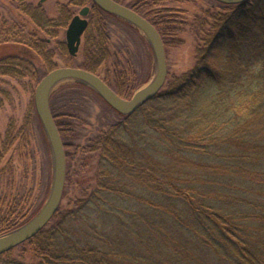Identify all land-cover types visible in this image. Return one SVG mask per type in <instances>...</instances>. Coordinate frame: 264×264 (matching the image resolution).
Listing matches in <instances>:
<instances>
[{
	"label": "trees",
	"instance_id": "1",
	"mask_svg": "<svg viewBox=\"0 0 264 264\" xmlns=\"http://www.w3.org/2000/svg\"><path fill=\"white\" fill-rule=\"evenodd\" d=\"M15 1L50 38L9 31L13 40L0 38V74L21 77V68L40 65L50 71L56 49L71 65L75 57L65 40L50 46L73 16L70 5L60 4L59 16L51 18L42 4ZM118 1L140 13L159 3ZM72 2L93 4L79 66L99 74L109 57L111 13L93 0ZM217 2L222 11L211 16L214 30L195 67L166 81V90L130 114L110 106L120 117L92 144L98 152L94 189L17 246L32 263L13 258L15 247L0 254L2 264H264V0ZM158 11L145 15L170 45L162 27L172 21ZM103 79L131 97L135 86L125 78ZM182 162L210 170L194 181L186 178L188 168L178 169ZM18 203L6 209L2 203L0 235L29 220H18Z\"/></svg>",
	"mask_w": 264,
	"mask_h": 264
},
{
	"label": "rangeland",
	"instance_id": "2",
	"mask_svg": "<svg viewBox=\"0 0 264 264\" xmlns=\"http://www.w3.org/2000/svg\"><path fill=\"white\" fill-rule=\"evenodd\" d=\"M26 1L41 3L51 18L59 16L60 4H69L72 15L81 7L73 3V0ZM150 1L155 0H124L130 4H148ZM157 1L158 4H148L142 14L159 9L161 16H168L172 21L169 26L162 27L170 40V45L165 46L168 82L195 67L199 48L205 45L214 30L215 19L211 16L222 11V6L216 0ZM3 24L9 25L8 32L4 31ZM106 26L109 35V57L99 69V75L108 76L113 83L118 80L122 82L125 78L128 84L135 86L130 95L132 96L156 75L153 48L145 33L124 18L111 13L106 16ZM66 28L67 26L59 28L58 35L51 39V47L56 45L58 39H66ZM9 31L11 34L15 31L21 32L22 38L29 36L31 32H35L40 40L50 38L19 12L15 0H0V38L13 40L14 36ZM84 46L83 37L77 55L71 59V65H66L64 56L56 49L52 57L55 68L79 66L84 61ZM21 71V77L0 74V208L2 203L5 204L2 208L6 209L20 201L16 213L18 220L29 218L30 221L50 196L55 175V160L34 99L35 88L39 82L34 75L44 76L49 71H45L41 65L35 70L21 68ZM75 82L77 80L74 78H62L57 81L51 92L50 104L53 114H58L64 128L61 137L67 161L65 188L59 207L61 211L73 208L79 199L94 189L98 152L92 149V144L120 117L95 89L93 92L94 90ZM166 89L165 83L161 91ZM3 142H6V145ZM188 163L182 162L178 169L188 168L186 178L202 182L201 174L207 173L210 168H202L196 162ZM12 257L33 262L30 258L21 257L18 247L14 249ZM3 259L7 260L6 257Z\"/></svg>",
	"mask_w": 264,
	"mask_h": 264
},
{
	"label": "water",
	"instance_id": "3",
	"mask_svg": "<svg viewBox=\"0 0 264 264\" xmlns=\"http://www.w3.org/2000/svg\"><path fill=\"white\" fill-rule=\"evenodd\" d=\"M45 0H40L43 2ZM106 11L126 19L139 27L147 36L156 59V75L146 86L137 90L131 97L119 95L99 74L80 66H59L47 72L38 82L35 93V106L49 137L55 160V175L50 196L42 209L22 226L0 235V254L11 250L41 231L57 213L63 198L67 161L66 151L60 130L51 109V92L62 78L70 77L86 83L95 89L114 109L122 114H130L141 104L155 97L166 83L168 74L165 43L159 29L144 14L118 0H93ZM224 3H242L249 0H216ZM90 6H83L69 21L66 31V44L71 55H77L83 35L89 25Z\"/></svg>",
	"mask_w": 264,
	"mask_h": 264
},
{
	"label": "flooded vegetation",
	"instance_id": "4",
	"mask_svg": "<svg viewBox=\"0 0 264 264\" xmlns=\"http://www.w3.org/2000/svg\"><path fill=\"white\" fill-rule=\"evenodd\" d=\"M37 4H41V3H37ZM76 4V3H75ZM80 5V4H79ZM85 5H89L90 6V11H89V14H88V18H89V22H90V13H91V10H92V8H93V4H91V3H86V4H83V5H81V7H80V9L83 7V6H85ZM79 12V11H78ZM76 14V13H75ZM74 14V15H75ZM73 17V16H72ZM83 37H84V35H83ZM65 41H66V39H65Z\"/></svg>",
	"mask_w": 264,
	"mask_h": 264
}]
</instances>
